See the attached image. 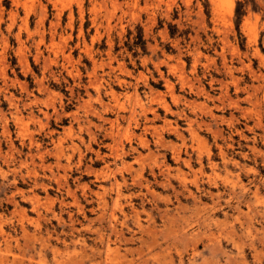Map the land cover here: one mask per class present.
<instances>
[{
	"label": "rangeland",
	"instance_id": "374dc122",
	"mask_svg": "<svg viewBox=\"0 0 264 264\" xmlns=\"http://www.w3.org/2000/svg\"><path fill=\"white\" fill-rule=\"evenodd\" d=\"M0 150V264H264V0H0Z\"/></svg>",
	"mask_w": 264,
	"mask_h": 264
},
{
	"label": "bare ground",
	"instance_id": "6f19581e",
	"mask_svg": "<svg viewBox=\"0 0 264 264\" xmlns=\"http://www.w3.org/2000/svg\"><path fill=\"white\" fill-rule=\"evenodd\" d=\"M39 53H40V52H39ZM42 53H43V52H42ZM37 56H38V55H37ZM37 56H36V58H37ZM44 58H45V56H44ZM50 58H51V57H50ZM91 58L94 59L93 57H91ZM41 59H42V55H41ZM38 60H39V59H38ZM42 60H43V59H42ZM44 60H45V61H43V62L46 63V60H47V59H44ZM50 60H51V59H50ZM95 60H96V59H95ZM56 63H57V61H56ZM63 63H64V62H63ZM63 63H61V64L63 65ZM95 63H96V62H95ZM61 64H60V65H61ZM119 64H121V63H119ZM62 65H61V66H62ZM124 65H125V64H124ZM64 66H66V65H64ZM122 66H123V65H122ZM110 67H111V66H110ZM112 67H113V66H112ZM123 67H125V66H123ZM123 67H122V68H123ZM62 68H63V67H62ZM65 68H66V67H65ZM114 68H115V67H114ZM114 68H113V69H114ZM110 69H111V68H110ZM110 69H109V70H110ZM67 70H68V69H67ZM71 71H72V70H71ZM106 71H107V70H106ZM127 71H128V70H127ZM127 71H126V73H127ZM79 72H80V71H79ZM79 72H78V73H79ZM80 73H81V72H80ZM80 73H79V74H80ZM131 73H132V72H131ZM43 74H44V73H43ZM71 74H73V73H71ZM91 74H92V73H91ZM115 74H116V73H115ZM128 74H130V73H128ZM89 75H90V74H89ZM92 75H93V74H92ZM117 75H118V74H117ZM119 75H120V74H119ZM121 75H122V74H121ZM44 76H45V74H44ZM79 76H80V75H79ZM79 76H78V77H79ZM113 76H114V75H113ZM113 76H112V77H113ZM37 77H38V76H37ZM102 77H103V76H102ZM62 78H63V76H62ZM118 78H119V77H118ZM96 79H99V78H96ZM96 79L94 78V80H96ZM102 79H103V78H102ZM113 79H115V78H113ZM122 79H124V78H122ZM122 79H121V80H122ZM37 80H38V78H37ZM40 80H41V79H40ZM40 80H38V81H39L38 83H40ZM42 80H43V79H42ZM56 80H58V78H56ZM73 80H74V79H73ZM77 80H78V79H77ZM100 80H101V79H100ZM108 80H109V79H108ZM118 81H119V80H118ZM123 81H125V79H124ZM74 82H75V81H74ZM91 82H92V81H91ZM97 82H98V81H97ZM115 82H116V81H115ZM129 82H130V80H129ZM41 83H42L41 86H43V85H44V84H43L44 82L42 81ZM76 83H77V82H76ZM86 83H87V82H86ZM118 83H119V82H118ZM126 83H127V82H126ZM80 84H81V83H80ZM90 84H91V83H90ZM124 84H125V83H124ZM124 84H123V85H124ZM38 85H40V84H38ZM72 85H73V84H72ZM72 85H71V88H72ZM78 85H79V84H78ZM84 85H85V84H84ZM84 85H83V86H84ZM93 85H94V83H93ZM113 85H114V84H113ZM120 85H121V82H120ZM120 85H119V86H120ZM126 85H127V84H126ZM36 86H37V85H36ZM45 86H48V85L46 84ZM45 86H44V87H45ZM97 86H98V85H97ZM104 86H105V85H104ZM22 87H23V86H22ZM85 87H86V85L84 86V88H85ZM94 87H95V86H94ZM39 88H40V86H39ZM39 88H37V89H39ZM47 88H48V87H47ZM74 88H75V87H74ZM110 88H113V87H110ZM110 88H109V90H110ZM44 89H45V88H44ZM86 89H87V88H86ZM105 89H106V88H105ZM39 90H40V89H39ZM39 90H38V91H39ZM87 90H88V89H87ZM109 90H108V91H109ZM114 91H116V90H114ZM114 91H113V92H114ZM31 92H33V91H31ZM110 92H111V91H110ZM110 92H108V94H109ZM73 93H74V91H73ZM77 93H78V92H77ZM105 93H106V92H105ZM115 93H119V92H115ZM115 93H114V94H115ZM78 94H79V93H78ZM78 94H77V95H78ZM88 94H89V93H88ZM8 95H9V94H8ZM71 95H72V93H71ZM111 95H112V94H111ZM115 95H116V94H115ZM120 95H121V94H120ZM5 96H6V95H5ZM36 96H37V95H36ZM11 97H12V96H11ZM13 97H14V96H13ZM13 97H12V99H14ZM37 97H38V96H37ZM104 97H105V95H104ZM109 97L111 98V96H109ZM115 97H116V96H115ZM118 97L120 98L119 95H118L116 98H118ZM15 98H16V97H15ZM99 98H100V96L98 97V99H99ZM35 99H36V97H35ZM107 99H108V98H107ZM30 100H31V99H30ZM30 100H29V101H30ZM36 100H38V99H36ZM33 101H34V100H33ZM34 102H35V101H34ZM36 102H37V101H36ZM99 102H100V100H99ZM118 102H119V101H118ZM17 103H18V101H17ZM30 103H31V102H30ZM108 103H109V102H108ZM108 103H107V104H108ZM31 104H32V103H31ZM103 104H104V103H103ZM17 105H18V104H17ZM13 106H14V105H13ZM166 106H167V105H166ZM166 106H165V107H166ZM16 107H17V106H16ZM60 107H61V106H60ZM150 108H151V107H150ZM40 109H41V108H40ZM100 109H102V108H100ZM123 109H124V108H123ZM156 109H157V108H156ZM164 109H165V108H164ZM56 110H57V109H56ZM64 110H65V109H64ZM104 110H105V109H104ZM135 110H136V109H135ZM135 110H134V111H135ZM165 110H166V109H165ZM17 111H18V108H17ZM43 111H44V110H43ZM61 111H63V110H61ZM61 111H60V112H61ZM108 111H109V110H108ZM111 111H112V110H111ZM15 112H16V111H15ZM31 112H32V114H33V111H31ZM44 112H45V111H44ZM44 112H43V113H44ZM54 112H55V111H54ZM97 112H98V111H97ZM101 112H103V111H101ZM132 112H133V109H132ZM132 112H131V113H132ZM146 112H147V111H146ZM166 112H167V111H166ZM173 112H174V110H173ZM18 113H19V112H18ZM22 113H23V112H22ZM45 113H46V112H45ZM45 113H44V114H45ZM52 113H53V112H52ZM103 113H104V112H103ZM107 113H108V112H107ZM115 113H116V112H115ZM151 113H152V112H151ZM156 113H157V112H156ZM156 113H155V115H156ZM210 113H211V112H210ZM11 114H13V113H11ZM35 114H36V113H35ZM46 114H48V113H46ZM60 114H61V113H60ZM93 114H94V113H93ZM97 114H99V113H97ZM157 114H158V113H157ZM15 115H16V113H15ZM41 115H42V114H41ZM50 115H51V113H50ZM53 115H54V114H53ZM56 115H57V114H56ZM71 115H72V114H71ZM76 115H77V113H76ZM76 115H75V116H76ZM107 115H108V114H107ZM119 115H120V114H119ZM125 115H126V114H125ZM145 115H146V114H145ZM152 115H154V113H153ZM166 115H167V114H166ZM211 115H212V114H211ZM31 116H32V115H31ZM33 116H34V115H33ZM43 116H44V115H43ZM47 116H48V115H47ZM58 116H59V115H58ZM60 116H61V115H60ZM75 116H74V117H75ZM77 116H78V115H77ZM99 116H101V115H99ZM103 116H105V115H103ZM127 116H128V115H127ZM131 116H132V115H131ZM134 116H135V115H134ZM159 116H160V115H159ZM49 117H51V116H49ZM95 117H96V116H95ZM109 117H110V116H109ZM115 117H116V116H115ZM125 117H126V116H125ZM125 117H124V118H125ZM132 117H133V116H132ZM157 117H158V116H157ZM35 118H36V117H35ZM59 118H60V117H59ZM59 118H58V119H59ZM82 118H83V117H82ZM85 118H86V117H85ZM93 118H94V116H93ZM102 118H103V117H102ZM119 118H120V117H118V119H119ZM121 118H123V117H121ZM126 118H127V117H126ZM128 118H129V117H128ZM159 118H160V117H159ZM163 118H164V117H163ZM165 118H166V117H165ZM6 119H7V118H6ZM12 119H13V118H12ZM23 119H24V118H23ZM46 119H47V118H46ZM77 119H78V117H77ZM77 119H76V120H77ZM99 119H100V118H99ZM107 119H108V117H107ZM107 119H105V120L107 121ZM110 119H111V118H110ZM137 119H138V118H137ZM144 119H145V118H144ZM151 119H152V118H151ZM156 119H157V118H156ZM161 119H162V118H161ZM34 120H35V119H34ZM37 120H38V119H37ZM39 120H40V117H39ZM55 120H56V119H55ZM83 120H84V118H83ZM86 120L88 121V120H90V119H86ZM92 120H93V119H92ZM92 120H91V121H92ZM111 120H113V119H111ZM134 120H135V117H134ZM165 120H166V119H164V121H165ZM169 120H170V119H169ZM12 121H13V120H12ZM87 121H86V122H87ZM103 121H104V120H103ZM108 121H109V120H108ZM129 121H131V120H129ZM136 121H137V120H135V123H136ZM138 121H139V120H138ZM146 121H148V120H146ZM151 121H152V120H151ZM5 122H6V120H5ZM38 122H39V121H38ZM89 122H90V121H89ZM122 122H123V121H122ZM167 122H168V121H167ZM14 123H15V122H14ZM16 123H17V125H18L19 121H17ZM46 123H47V122H46ZM80 123H81V122H80ZM113 123H114V122H113ZM115 123H116V122H115ZM138 123H139V122H138ZM148 123H149V122H148ZM5 124H6V123H5ZM7 124H8V123H7ZM19 124H21V123H19ZM44 124H45V123H44ZM94 124H96V123H94ZM121 124H122V123H121ZM144 124L146 125V123H144ZM14 125H15V124H14ZM24 125H27V124H24ZM64 125H65V124H64ZM114 125H115V124H114ZM137 125H138V124H137ZM139 125H140V124H139ZM170 125H172V124H170ZM19 126H20V125H19ZM41 126H42V124H41ZM44 126H45V125H44ZM101 126H102V125H101ZM47 127H48V126H47ZM138 127H139V126H138ZM140 127H142V126H140ZM143 127H144V126H143ZM6 128H7V127H6ZM21 128H22V127H21ZM21 128H20V129H21ZM41 128H42V127H41ZM102 128H103V127H102ZM106 128H107V127H106ZM110 128H111V127H110ZM114 128H115V126H114ZM151 128H152V127H151ZM171 128H172V127H171ZM27 129H28V128H27ZM120 129H121V128H120ZM21 130H22V129H21ZM43 130H44V129H43ZM45 130L47 131V128H46ZM54 130H55V129H54ZM54 130H53V131H54ZM98 130H99V129H98ZM143 130H144V129H143ZM146 130L149 131L148 129H146ZM170 130H171V129H170ZM178 130H179V129H178ZM46 131H44V132H46ZM56 131H57V130H56ZM109 131H110V130H109ZM112 131H113V130H111V133H112ZM147 131H146V132H147ZM26 132H28V130H26ZM26 132H25V133H26ZM39 132H40V131H39ZM95 132H96V131H95ZM98 132H99V131H98ZM104 132H105V131H104ZM106 132H107V131H106ZM116 132H117V131H116ZM17 133H18V132H17ZM19 133H20V132H19ZM28 133H30V132H28ZM90 133H92V132L90 131ZM90 133H89V134H90ZM101 133H102V132H101ZM114 133H115V132H114ZM8 134H9V133H8ZM30 134H31V133H30ZM32 134H33V133H32ZM95 134H96V133H95ZM102 134H103V133H102ZM115 134H116V133H115ZM178 134H179V132H178ZM18 135H20V134H18ZM27 135H28V134H27ZM106 135H107V134H106ZM111 135H112V134H111ZM116 135H117V134H116ZM116 135H114V137H115ZM25 136H26V135H25ZM32 136H33V135H32ZM51 136H52V135H51ZM128 136H131V135H128ZM141 136H142V135H141ZM19 137H20V136H19ZM21 137H22V136H21ZM21 137H20V138H21ZM90 137H91V135H90ZM93 137H94V136H93ZM95 137H96V136H95ZM109 137H110V136H109ZM112 137H113V136H112ZM142 137H143V136H142ZM23 138H24V137H23ZM58 138H59V137L57 136L56 139H58ZM60 138H62V137L60 136ZM100 138H101V137H100ZM105 138H106V137H105ZM128 138H130V137H128ZM8 139H9V137H8ZM31 139H32V137H31ZM51 139H52V138H51ZM93 139H94V138H92L91 140H93ZM98 139H99V138H98ZM111 139H112V138H111ZM141 139H143V138H141ZM23 140H24V139H23ZM29 140H30V139H29ZM44 140H46V139H44ZM52 140H53V139H52ZM115 140H116V138H115ZM143 140L145 141V139H143ZM10 141H11V140H10ZM19 141H21V140H19ZM35 141H36V140H35ZM38 141H39V140H38ZM58 141H60V140H58ZM89 141H90V139H89ZM93 141H94V140H93ZM93 141H92V142H93ZM22 142H23V141H22ZM31 142H32V141H31ZM102 142H103V141H102ZM112 142H115V141H112ZM128 142H129V141H128ZM7 143H8V142H7ZM12 143H14V142H12ZM28 143H30V141H28ZM32 143H33V142H32ZM48 143H50V141H49ZM24 144H25V143H24ZM34 144H36V143H34ZM37 144H38V143H37ZM54 144H55V143H54ZM25 145H26V144H25ZM28 145H29V144H28ZM28 145H27V147H28ZM40 145H41V143H40ZM55 145H56V144H55ZM58 145H59V144H58ZM130 145H131V144H130ZM31 146L33 147V145H31ZM48 146H49V145H48ZM51 146H52V145H51ZM7 147H8V145H7ZM9 147H11V146L9 145ZM34 147H35V146H34ZM56 147H57V146H56ZM132 147H133V146H132ZM28 148H29V147H28ZM35 148H36V147H35ZM2 149H3V148H2ZM5 149H6V148H5ZM5 149H4L3 151H6ZM9 149H11V148H9ZM13 149H14V148H13ZM15 149H16V148H15ZM38 149H39V148H38ZM38 149H37V150H38ZM18 150H20V149H18ZM42 150H43V147H42ZM42 150H39V151H42ZM47 150H48V149H47ZM57 150H58V149H57ZM0 151H1V150H0ZM25 151H26V150H25ZM25 151H24V152H25ZM29 151H30V150H29ZM50 151H52V150H50ZM9 152H10V151H9ZM13 152H14V151H13ZM16 152H17V151H16ZM22 152H23V151H22ZM31 152H32V151H31ZM44 152H46V151H44ZM52 152H53V151H52ZM52 152H51V153H52ZM5 153H6V152H5ZM5 153H3V154H4V157H5ZM7 153H8V152H7ZM17 153H18V152H17ZM29 153H30V152H29ZM29 153H28V154H29ZM40 153H41V152H40ZM59 153H60V152H59ZM59 153H58V155H59ZM3 154H2V155H3ZM11 154H12V152H11ZM11 154L9 153V156H10ZM19 154H20V153H19ZM30 154H31V153H30ZM44 154H45V153H44ZM0 155H1V152H0ZM2 155H1V156H2ZM22 155H23V154H22ZM31 155H33V152H32ZM48 155H49V154H48ZM11 156H12V155H11ZM11 156H10V157H11ZM15 156H16V155H15ZM43 156H44V155H43ZM49 156H50V155H49ZM60 156H61V155H60ZM6 157H8V154L6 155ZM17 157H19V156H17ZM17 157H16V158H17ZM29 157H30V156H29ZM55 157H57V155H56ZM12 158H13V157H12ZM16 158H15V159H16ZM32 158L34 159L33 156H32ZM36 158H37V157H36ZM29 159H30V158H29ZM33 159H32V160H33ZM38 159H39V158H38ZM104 159H105V158H104ZM0 160H1V159H0ZM5 160H7V164H8V161H9V160H8V159H5ZM5 160L3 159V162H4ZM34 160H35V159H34ZM58 160H59V159H58ZM68 160H69V159H68ZM10 161H11V160H10ZM13 161H14V160H13ZM29 161H30V160H29ZM48 161H49V160H48ZM48 161L46 162V163L48 164V166H49V165H50V166L53 165V164H49ZM59 161H60V160H59ZM59 161H57V163H58ZM1 162H2V161H1ZM19 162H21V160H20ZM30 162L32 163V161H30ZM34 162H35V161H34ZM53 162H54V161H53ZM12 163H13V162H12ZM46 163H45V164H46ZM59 163H60V162H59ZM59 163H58V164H59ZM23 164H26V163L23 162ZM40 164H41V163H40ZM54 164H55V163H54ZM58 164H57V165H58ZM1 165H2V164H1ZM5 165H6V164H5ZM12 165H13V164H12ZM18 165H20V163H18ZM68 165H69V164H68ZM40 166H41V165H40ZM50 166H49V167H50ZM55 166H56V165H55ZM9 167H10V166H9ZM13 167H14V166H13ZM25 167H26V166H25ZM36 167H37V166H36ZM57 167H59V166H57ZM50 168H52V166H51ZM50 168H49V169H50ZM59 168H60V167H59ZM0 169H2V168H0ZM6 169H7V168H6ZM6 169L4 168L3 170H6ZM11 169H12V168H11ZM15 169H16V168H15ZM26 169H27V168H26ZM86 169H87V167H86ZM86 169H85V171L88 170V169H87V170H86ZM89 169H90V168H89ZM16 170H17V169H16ZM28 170H29V169H28ZM50 170H51V169H50ZM42 171H43V170H42ZM83 171H84V170H83ZM88 171H89V170H88ZM1 172H2V170H1ZM3 172H4V171H3ZM3 172H2V173H3ZM14 172H15V171H14ZM16 172H17V171H16ZM21 172H23V171L21 170ZM27 172H28V171H27ZM27 172H26V173H27ZM35 172H36V171H35ZM35 172H33V173H35ZM89 172H90V171H89ZM2 173H0V174H2ZM18 173H19V172H18ZM37 173H38V172H37ZM87 173H88V172H87ZM22 174H23V173H22ZM28 174H29V173H28ZM35 174H36V173H35ZM3 175H4V173H3ZM23 175H24V174H23ZM23 175H22V176H23ZM53 175H54V174H53ZM47 176H48V175H47ZM54 176H55V175H54ZM54 176H53V177H54ZM60 176H61V175H60ZM57 177H58V176H57ZM23 178H24V176H23ZM30 178H31V177H30ZM116 179H117V178H116ZM116 179H115V180H116ZM125 180H126V179H125ZM26 181H27V180H26ZM38 181H39V180H38ZM40 181H42V180H40ZM116 181H117V180H116ZM33 182H34V180H33ZM125 182H126V181H125ZM43 183H44V182H43ZM78 183H79V182H78ZM28 184H29V182H28ZM33 184H34V183H33ZM40 184L42 185V182H41ZM116 184H117V183H116ZM116 184H115V185H116ZM120 184H121V183H120ZM7 185H8V184H7ZM36 185H37V181H36ZM38 185H39V184H38ZM43 185H44V184H43ZM45 185L47 186V184H45ZM14 186H15V185H14ZM16 186H17V184H16ZM67 186H68V184H67ZM147 186H148V185H147ZM17 187H18V186H17ZM31 187H32V186L30 185V190H31ZM116 187H118V186H116ZM11 188H12V187H11ZM14 188H15V187H14ZM46 188H47V187H45V189H46ZM6 189H8V188H6ZM16 189H17V188H16ZM32 189H33V188H32ZM34 189H35V188H34ZM18 190H20V189L18 188ZM64 190H65V189H64ZM119 190H120V189H119ZM27 191H28V190H27ZM46 191H47V189H46ZM71 191H72V190H71ZM8 192H10V191H8ZM21 192H23V191H21ZM32 192H33V191H31V193H32ZM35 192H36V191H35ZM12 193H13V191H12ZM101 193H102V192H101ZM28 194H29V193H28ZM28 194L26 193L25 195H28ZM33 194H34V193H33ZM36 194H37V193H36ZM61 194H62V193H61ZM73 194H74V193H73ZM97 194H99V193H97ZM12 195H13V194H12ZM25 195H24V196H25ZM34 195H35V194H34ZM100 195H101V194H100ZM8 196H9V195H8ZM31 196H32V198H34L32 194H31ZM37 196H38V195H37ZM37 196H36V197H37ZM6 197H7V196H6ZM13 197H14V196H13ZM36 197H35V198H36ZM38 197H39V196H38ZM99 197H100V196H99ZM25 198H26V197H25ZM29 198L32 200L31 197H29ZM29 198H28V199H29ZM38 199H39V198H38ZM38 199H37V200H36V199H33V200L38 201ZM100 200H101V198H100ZM14 201H15V200H14ZM36 201H34V202H36ZM101 201H102V200H101ZM76 202H77V201H76ZM76 202H75V203H76ZM36 203H37V202H36ZM78 203H79V202H78ZM33 204H34V203H33ZM102 205H103V203H102ZM26 217H27V216H26ZM72 232H73V231H72ZM8 234H9V233H8ZM103 238H104V237H103ZM82 239H83V238H82ZM244 260H245V259H244ZM79 263H80V262H79ZM90 264H91V263H90Z\"/></svg>",
	"mask_w": 264,
	"mask_h": 264
}]
</instances>
